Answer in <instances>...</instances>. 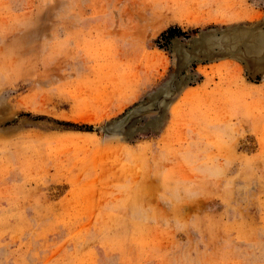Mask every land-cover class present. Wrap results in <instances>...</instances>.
Returning <instances> with one entry per match:
<instances>
[{"label":"rangeland","instance_id":"rangeland-1","mask_svg":"<svg viewBox=\"0 0 264 264\" xmlns=\"http://www.w3.org/2000/svg\"><path fill=\"white\" fill-rule=\"evenodd\" d=\"M263 35L264 0H0V264H264Z\"/></svg>","mask_w":264,"mask_h":264},{"label":"water","instance_id":"water-1","mask_svg":"<svg viewBox=\"0 0 264 264\" xmlns=\"http://www.w3.org/2000/svg\"><path fill=\"white\" fill-rule=\"evenodd\" d=\"M176 50L177 51H176L175 57L177 60L175 63V68L173 70V74L171 76V79L166 84V87H164L162 90H160L155 95L148 98L142 104H140V105L132 108L131 110H129L127 113H125L118 120H116L112 123L106 124L102 129V132L104 133V135H108V136H112V137L113 136L121 137V136L126 135L128 133V131L130 130V128L132 127L131 125L136 120H138L136 117H138V116H144L145 117L147 115H154V113L156 112L158 104L163 99H166V100L169 99V97H166L165 94L170 91V89L172 87L171 85L174 84L177 81V79L179 78L178 77L179 76V70H180V68H182V61L184 60V63H185V61L189 57L186 48H178ZM202 52L206 53V54L211 53L209 50L202 51ZM197 53H199V52H197ZM195 54L192 53L191 56L194 57V56H196ZM174 94L175 93L170 95L171 98Z\"/></svg>","mask_w":264,"mask_h":264},{"label":"bare ground","instance_id":"bare-ground-1","mask_svg":"<svg viewBox=\"0 0 264 264\" xmlns=\"http://www.w3.org/2000/svg\"><path fill=\"white\" fill-rule=\"evenodd\" d=\"M258 38V37H257ZM261 42L264 44V35L263 36H261ZM180 73V72H179ZM180 76V75H179ZM178 76V77H179ZM179 83V78L177 79V81L174 83V84H172L171 86V89H170V91L172 92L170 95H172L173 93H176V90H175V86L177 85ZM158 109V108H157ZM156 113V112H155ZM142 117H144V116H138V117H136L137 119H139V118H142Z\"/></svg>","mask_w":264,"mask_h":264}]
</instances>
